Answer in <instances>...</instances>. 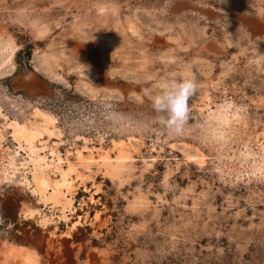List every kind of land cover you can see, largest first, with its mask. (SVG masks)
<instances>
[{"label": "rangeland", "instance_id": "1", "mask_svg": "<svg viewBox=\"0 0 264 264\" xmlns=\"http://www.w3.org/2000/svg\"><path fill=\"white\" fill-rule=\"evenodd\" d=\"M242 15L264 19V0H0V264L60 263L62 241L74 264H264V35ZM193 73L170 135L144 90ZM37 108L67 218L30 193L12 135Z\"/></svg>", "mask_w": 264, "mask_h": 264}, {"label": "bare ground", "instance_id": "2", "mask_svg": "<svg viewBox=\"0 0 264 264\" xmlns=\"http://www.w3.org/2000/svg\"><path fill=\"white\" fill-rule=\"evenodd\" d=\"M184 4H185L184 6L187 7L186 3H184ZM207 10L210 11L209 9H203V11H207ZM238 18L240 20L244 21L243 23L245 24V26L247 27V29L251 33V35H253L257 38L262 37L264 35V32L263 33H257L258 29H259L258 20H254V19L249 18L245 15L239 16ZM260 31H261V29H260ZM211 47H209V49H211ZM75 49H81V45H75ZM83 49H84V47H83ZM20 85L29 89L30 91H33L36 88L40 87L38 80L35 78H32V77L29 79H26V81L20 82ZM34 115L40 117L39 122L32 121L28 125V123H26V122H23L22 124H20L16 121H13L10 124L12 126L13 138L15 139V141H17L19 143L20 148H21V146L25 145L27 147V149L33 153L31 155L30 159L28 160L31 163L32 167L30 169L31 177L26 184L29 187L30 193L32 195L36 196L37 200H39V202L41 204H43V205L48 204V205H50V207H59L61 210L60 211L61 217L67 218V214H66L67 211L72 212V210H73L72 209V198H65L63 195V189H64L63 187L69 189L71 187V184H72V182L68 180L67 171H62V172L59 171V172H61L60 178L56 179V180H54V179L51 180L49 177H47L45 175V172H44V168H45L44 167V164H45L44 157L35 154L36 153L35 151H37V150H35L34 145H33L34 144L33 141L36 138H38L40 135H42L43 133H48L49 135L53 134L52 130H50V126L55 119H52L53 117L51 118L50 116L41 112L39 109L35 111ZM217 118L222 119V114L218 113ZM35 119H37V118H35ZM40 148H42V147H40ZM78 153L80 154V152H78ZM78 153H76V155ZM60 157H58V160H60ZM59 164H60V162H59ZM65 164H67V163H65ZM53 168H54V166H53ZM71 168L69 167V169H71ZM63 170H65V169H63ZM72 170L73 169H71L70 171H72ZM64 191H67V190H64ZM26 212L29 215H32L34 212L38 213V211L36 209H29V210H26ZM38 221L41 225H45L49 221H51V217L46 215V214H44V215L39 214ZM36 242H39V241H36ZM20 252H21V249L16 248L14 246V247L10 248V252H8V253L17 255ZM24 258L26 260H28V262L29 261H32V263L34 262V264L37 262L36 253L27 252V253H25ZM60 263L62 264V262H60Z\"/></svg>", "mask_w": 264, "mask_h": 264}, {"label": "clouds", "instance_id": "3", "mask_svg": "<svg viewBox=\"0 0 264 264\" xmlns=\"http://www.w3.org/2000/svg\"><path fill=\"white\" fill-rule=\"evenodd\" d=\"M198 81L193 73L190 77L167 82L158 93L151 94L152 107L160 124L170 135H180L189 120L190 100L196 94Z\"/></svg>", "mask_w": 264, "mask_h": 264}, {"label": "water", "instance_id": "4", "mask_svg": "<svg viewBox=\"0 0 264 264\" xmlns=\"http://www.w3.org/2000/svg\"><path fill=\"white\" fill-rule=\"evenodd\" d=\"M247 17L252 18L254 20H258L259 29H258L257 33H263L264 32V19H260V18H257V17H254V16H250V15H247ZM242 22H244V21H242ZM260 29H261V31H260ZM62 242L64 244L63 248H62L63 260L60 261V262H62V264H74V262H73V260L71 258V253L69 254L68 247L65 245L64 241H62ZM57 264H61V263H57Z\"/></svg>", "mask_w": 264, "mask_h": 264}, {"label": "crops", "instance_id": "5", "mask_svg": "<svg viewBox=\"0 0 264 264\" xmlns=\"http://www.w3.org/2000/svg\"><path fill=\"white\" fill-rule=\"evenodd\" d=\"M87 257H89L88 255H86L85 257H84V260H86L87 259Z\"/></svg>", "mask_w": 264, "mask_h": 264}]
</instances>
